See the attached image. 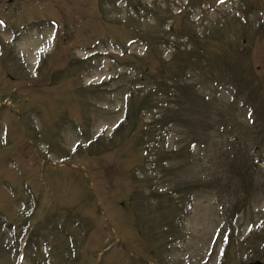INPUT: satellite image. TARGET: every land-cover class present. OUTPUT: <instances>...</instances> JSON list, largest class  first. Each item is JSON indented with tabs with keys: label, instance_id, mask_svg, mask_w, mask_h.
Masks as SVG:
<instances>
[{
	"label": "rangeland",
	"instance_id": "374dc122",
	"mask_svg": "<svg viewBox=\"0 0 264 264\" xmlns=\"http://www.w3.org/2000/svg\"><path fill=\"white\" fill-rule=\"evenodd\" d=\"M264 263V0H0V264Z\"/></svg>",
	"mask_w": 264,
	"mask_h": 264
},
{
	"label": "water",
	"instance_id": "95a60500",
	"mask_svg": "<svg viewBox=\"0 0 264 264\" xmlns=\"http://www.w3.org/2000/svg\"><path fill=\"white\" fill-rule=\"evenodd\" d=\"M248 264H264L263 262H261L260 260H254L249 262Z\"/></svg>",
	"mask_w": 264,
	"mask_h": 264
}]
</instances>
